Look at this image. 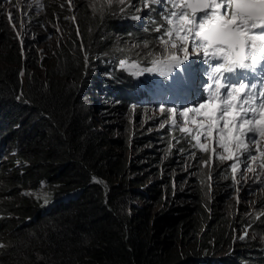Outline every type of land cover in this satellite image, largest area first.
I'll list each match as a JSON object with an SVG mask.
<instances>
[{
	"label": "trees",
	"instance_id": "obj_1",
	"mask_svg": "<svg viewBox=\"0 0 264 264\" xmlns=\"http://www.w3.org/2000/svg\"><path fill=\"white\" fill-rule=\"evenodd\" d=\"M79 25L80 35L64 21L62 35L27 43L22 59L16 35L0 23V118L9 120L10 144L27 161L23 175L17 173L20 167L0 172V208L18 209L0 219V264H167L180 255V264H206L200 260L203 252L228 249L234 219L205 197L202 168L178 192L184 201L177 208L170 182L181 183L180 169L167 162L158 168V155L151 161L153 151L139 141L129 157L112 132L123 130L124 117L115 119L120 107L103 104L95 108L97 115L84 104L85 57L92 58L93 49L109 51L116 27L88 13ZM121 35L122 44L132 43ZM36 41L43 52L34 47ZM151 175L155 186L138 189ZM28 184H42L46 199L71 196L61 205L40 208V199L36 204L28 189L21 192ZM161 204L171 208L150 223ZM258 225L264 233V222ZM245 246L237 243L233 256L247 255L240 251ZM232 263L229 257L226 264Z\"/></svg>",
	"mask_w": 264,
	"mask_h": 264
},
{
	"label": "clouds",
	"instance_id": "obj_2",
	"mask_svg": "<svg viewBox=\"0 0 264 264\" xmlns=\"http://www.w3.org/2000/svg\"><path fill=\"white\" fill-rule=\"evenodd\" d=\"M9 13L12 16L11 19H9ZM84 13L100 20L109 19L115 24L113 27H116L115 42L109 45L111 47L109 51L93 49L90 52L92 58L85 60L87 69L83 73L81 86L84 104L93 106L97 110L103 104L111 108L120 107V113L115 119L120 114L124 117L123 130L120 132L115 128L112 132L120 136L121 147L129 157L136 153V151L133 152V147L135 142L139 141L140 144L148 147L147 150L153 151L151 161H155L154 158L156 154L158 155V168L161 162H167L169 167L180 169V177L183 179L181 183L175 179L170 182L171 201L174 205L178 201L177 208L184 201L178 192L188 187L192 176L201 168L206 176L200 186L207 200L219 204L223 195H229L231 199L227 206H232L230 210H234V204L235 206L239 204L234 213L227 210L224 207L226 205L222 206L223 213L234 219L233 234L228 249L221 252L220 250L203 252L200 260L206 264H226L230 257L232 264H264V246L262 245L264 233L259 231L261 227L258 225L264 222V173L259 171L262 162L260 152H264V141H260L259 151L254 153L256 160L248 161L253 168H257V172H248L241 165V171H238L236 178L233 179L231 161L210 158L211 151L200 152L194 147V141L190 137L182 134L179 127L171 125L169 114H162L159 111V106L162 104L165 107L182 110V106H190L191 101L199 99L201 94L206 95L209 81L206 73L207 65L202 60L196 61L195 64L186 62L185 65L163 76L159 73H146L135 77L120 68L121 61H127V64L133 61H144L142 66H149L147 61L151 59L150 53L159 52L161 49L158 37L163 35L166 29L164 17L167 7L157 3H151L150 7H145L143 0H125L123 5L113 0L111 6H108L107 0H70V2L69 0H0V23H5L16 35L22 59L27 58V43L31 45L34 40L38 42L48 40L53 33L62 35L64 21L72 22L76 34L80 35L79 18ZM158 25H165L159 33L155 31ZM121 33L128 35L132 42L130 45L120 42ZM37 41L34 42V47L43 52V47ZM145 43L148 45L147 48L144 47ZM96 109L95 112L98 115ZM106 123L112 125V122ZM8 126L9 120L1 117L0 172L1 169L20 167L17 172L20 176L27 172V161L17 157L18 148L10 144L12 131L7 129ZM205 161L207 164L204 163ZM156 180L155 175L148 176L146 180L140 182L143 184L138 189L144 190L147 185L154 187ZM15 183L18 184V182ZM41 185L28 184L20 187L21 192L28 189L29 196L34 195L36 200L31 197L34 203L37 204L40 199V208L45 206L48 209L53 204L61 205L71 196L70 192L52 195L45 204L46 198ZM140 203H143V200ZM243 205L253 207L249 211H243ZM161 206L159 207L161 210L154 211L153 216L150 217V223L160 221L166 213H162L163 209L168 211L171 208L166 204ZM17 210L10 206L6 209L0 208V219ZM242 236L245 238L240 239ZM237 243L247 245L240 249L247 252V255L233 256V247ZM183 258L180 255L179 260L170 259L167 264H180L184 261Z\"/></svg>",
	"mask_w": 264,
	"mask_h": 264
},
{
	"label": "snow or ice",
	"instance_id": "obj_3",
	"mask_svg": "<svg viewBox=\"0 0 264 264\" xmlns=\"http://www.w3.org/2000/svg\"><path fill=\"white\" fill-rule=\"evenodd\" d=\"M116 2L123 5L125 0ZM112 3L107 0L108 6ZM143 3L145 7L151 3L167 7L166 29L158 37L161 49L150 53L149 66H142L144 61H121V70L135 77L146 73L163 76L186 62L195 64L202 60L207 65L209 81L206 95L201 94L182 110L162 104L159 111L168 113L171 125L190 137L200 152L211 151L210 158L231 161L233 179L241 165L248 172H257L248 161L256 160L254 153L264 141V0ZM165 25H158L155 31L161 32ZM144 47H148L147 43ZM260 156L259 171L264 173V152ZM44 203H48L47 199Z\"/></svg>",
	"mask_w": 264,
	"mask_h": 264
},
{
	"label": "rangeland",
	"instance_id": "obj_4",
	"mask_svg": "<svg viewBox=\"0 0 264 264\" xmlns=\"http://www.w3.org/2000/svg\"><path fill=\"white\" fill-rule=\"evenodd\" d=\"M208 193V192H207ZM230 196L229 195H223L222 197H221V199H220V202H219V205H226V206H224L227 210H229L230 212H233L234 213V211H236L237 210V205L239 206V204H237L236 206H235V204H234V210H230V208L232 207V206H227V205H229L230 204V199L231 198H229ZM236 203V202H235ZM253 206L252 205H243V207H242V210L243 211H249L251 208H252Z\"/></svg>",
	"mask_w": 264,
	"mask_h": 264
}]
</instances>
